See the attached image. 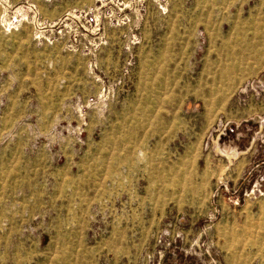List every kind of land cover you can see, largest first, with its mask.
<instances>
[{
    "label": "rangeland",
    "instance_id": "1",
    "mask_svg": "<svg viewBox=\"0 0 264 264\" xmlns=\"http://www.w3.org/2000/svg\"><path fill=\"white\" fill-rule=\"evenodd\" d=\"M0 264H264V0H0Z\"/></svg>",
    "mask_w": 264,
    "mask_h": 264
}]
</instances>
